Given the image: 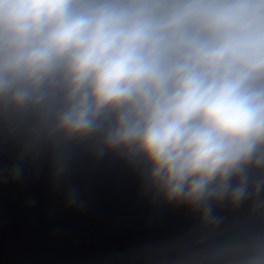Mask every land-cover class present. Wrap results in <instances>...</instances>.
I'll use <instances>...</instances> for the list:
<instances>
[{"label":"clouds","instance_id":"1","mask_svg":"<svg viewBox=\"0 0 264 264\" xmlns=\"http://www.w3.org/2000/svg\"><path fill=\"white\" fill-rule=\"evenodd\" d=\"M0 136L7 179L82 148L187 208L153 264H264V0H0Z\"/></svg>","mask_w":264,"mask_h":264}]
</instances>
